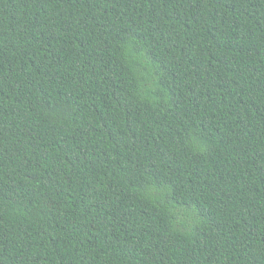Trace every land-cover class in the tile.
<instances>
[{
    "label": "trees",
    "instance_id": "16d2710c",
    "mask_svg": "<svg viewBox=\"0 0 264 264\" xmlns=\"http://www.w3.org/2000/svg\"><path fill=\"white\" fill-rule=\"evenodd\" d=\"M0 264H264V0H0Z\"/></svg>",
    "mask_w": 264,
    "mask_h": 264
}]
</instances>
